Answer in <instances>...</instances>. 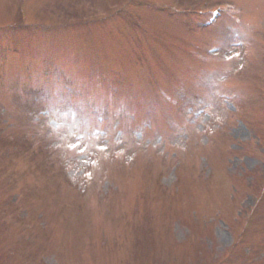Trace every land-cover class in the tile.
Segmentation results:
<instances>
[{"label":"rangeland","instance_id":"1","mask_svg":"<svg viewBox=\"0 0 264 264\" xmlns=\"http://www.w3.org/2000/svg\"><path fill=\"white\" fill-rule=\"evenodd\" d=\"M219 1L0 0V264H264V0Z\"/></svg>","mask_w":264,"mask_h":264}]
</instances>
